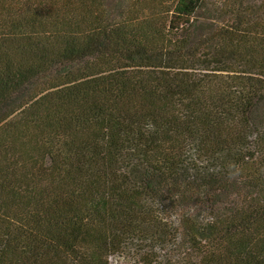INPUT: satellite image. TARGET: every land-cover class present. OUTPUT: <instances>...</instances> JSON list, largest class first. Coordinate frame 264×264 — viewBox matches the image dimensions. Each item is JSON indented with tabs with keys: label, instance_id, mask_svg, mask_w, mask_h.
Returning a JSON list of instances; mask_svg holds the SVG:
<instances>
[{
	"label": "trees",
	"instance_id": "1",
	"mask_svg": "<svg viewBox=\"0 0 264 264\" xmlns=\"http://www.w3.org/2000/svg\"><path fill=\"white\" fill-rule=\"evenodd\" d=\"M264 264V0H0V264Z\"/></svg>",
	"mask_w": 264,
	"mask_h": 264
},
{
	"label": "rangeland",
	"instance_id": "2",
	"mask_svg": "<svg viewBox=\"0 0 264 264\" xmlns=\"http://www.w3.org/2000/svg\"><path fill=\"white\" fill-rule=\"evenodd\" d=\"M174 259L172 260V264H191L193 263V260L186 258L184 263L181 260L182 257L186 256L180 253V252H174ZM109 264H140L139 256L132 251H126L124 254L120 256H111L109 258Z\"/></svg>",
	"mask_w": 264,
	"mask_h": 264
}]
</instances>
